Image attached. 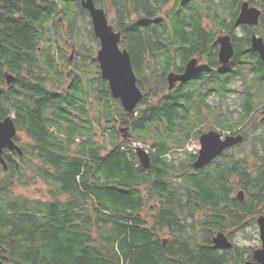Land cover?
I'll return each mask as SVG.
<instances>
[{"label":"trees","instance_id":"1","mask_svg":"<svg viewBox=\"0 0 264 264\" xmlns=\"http://www.w3.org/2000/svg\"><path fill=\"white\" fill-rule=\"evenodd\" d=\"M170 1L94 0L106 15L112 9L109 22L121 33L119 45L129 52L143 92L136 108L126 112L110 94L107 81L96 77L100 70L94 50L99 40L81 0H0V118L13 113L15 125L29 137L18 163L9 152L7 168L0 163L1 260L11 264H241L252 258V248L236 245L226 230L243 228L247 219L255 222V214L264 213V138L251 144L254 151L246 152L260 154L256 169L249 168L244 157L222 158L215 168L193 170L192 152L185 150L179 163L165 156L173 145L184 148L201 133L196 129L203 120L184 109L190 103L208 108L221 129L241 125L239 131L247 138L245 127L257 110L256 97L264 95V78L261 59L250 45L252 31L244 24L234 25L243 0H174L161 15ZM249 2L264 12V0ZM204 17L232 38L234 54L227 67L218 60L213 43L216 31L212 24L203 25ZM259 21L255 31L264 40V15ZM237 27L245 36L234 34ZM84 38L95 44L86 55L89 68L70 70L67 78L73 80L66 91L49 89L48 82L54 85L64 78L57 63L67 62L65 46L83 52ZM177 55L181 65L174 67ZM196 56L205 63L197 66L190 84L163 94L167 73ZM245 58L254 59L250 63L254 77L242 85L237 120L233 110L222 121L206 102L201 85L225 95L229 83L246 79ZM5 72L14 74L11 84L5 83ZM96 78L97 98L92 92ZM120 125L134 139L145 142L153 137L149 167H143L133 149L127 148L129 139H121ZM99 126L102 141L97 139ZM232 178L237 179L236 188L243 190V200L232 196ZM37 179L48 184L47 198L12 190ZM153 196L158 202L151 207L149 225L142 211ZM204 209V216L196 221L195 213ZM163 228L170 230L165 243L158 235ZM211 230L225 231L233 246L214 245Z\"/></svg>","mask_w":264,"mask_h":264},{"label":"water","instance_id":"2","mask_svg":"<svg viewBox=\"0 0 264 264\" xmlns=\"http://www.w3.org/2000/svg\"><path fill=\"white\" fill-rule=\"evenodd\" d=\"M82 6L88 11L94 35L99 40V47L96 50V59L99 63L101 78L107 81L112 97L118 99L124 111L132 112L140 102L143 92L137 84V77L133 70L129 52L126 48H121L119 42L121 33L114 30L109 22L103 7L95 4L94 0H81ZM261 9L250 5L248 0H243L240 4L234 25L241 24L254 26L259 23ZM218 43V60L222 65H226L234 54V47L230 34H222L215 38ZM251 48L256 51L262 62V74L264 78V40L263 37L255 33L250 37ZM197 66L196 57H192L185 65L183 72L170 71L167 74L168 87H172L175 82L182 81L191 75ZM6 84H11L15 76L12 72L4 74ZM264 113V112H263ZM13 113L0 118V163L6 169L5 159L2 155L4 148L17 151L22 154V149L14 141L16 126ZM201 147L196 159L193 161L194 168H201L207 165L216 155L221 153L227 146L240 143L243 140L242 134L226 135L221 139L218 131L210 129L199 135ZM136 156L143 167L150 166L149 153L143 147H136ZM244 193L240 190L237 197L242 200ZM259 231L260 245L253 249L252 258L246 259L242 264H264V213L256 217ZM212 242L221 248L229 249L232 242L222 231L212 234ZM0 264H11L0 259Z\"/></svg>","mask_w":264,"mask_h":264},{"label":"rangeland","instance_id":"3","mask_svg":"<svg viewBox=\"0 0 264 264\" xmlns=\"http://www.w3.org/2000/svg\"><path fill=\"white\" fill-rule=\"evenodd\" d=\"M255 1H259V0H255ZM173 4H174V0H171L166 7H163V9L161 10L160 14L164 15V12L167 9H169ZM250 5L257 6L259 9H261V15H264V12L262 11V8L259 5L254 4V3H250ZM261 15H260V17H261ZM112 16H113V11H112L111 8H109V10H107V17H108L109 21H110ZM260 17H259V20H260ZM89 19H90V17H89ZM211 24H212V22L208 19V17H204L203 18V25L206 28H209ZM258 25L259 24H256L254 26L249 25L250 26L249 29L252 30L253 33H255L257 35H260L259 32L255 31L256 27H259ZM85 28L87 29V27H85ZM211 29L216 31L215 38L217 36H219V35L225 34V32H224L225 29H222V31L218 32V27L216 25L212 24V28ZM234 34L237 35V36H240V37L245 36L244 30L242 28H239V27H237V29H235ZM83 41H85V44H86V47H84L83 52L75 50V53H74L72 51V47L65 46L64 51H65V54H66L67 62L63 63V62L59 61V62H61L59 64L61 69L65 68V71L63 72V77L64 78H63L62 81H64L65 78L67 79L68 71H70V70L74 71V70H76V68L78 66H84L86 68H89V60H88L86 55L90 54L91 51L94 50L95 44H94L93 41L86 40L85 38H84ZM97 49L95 48V50H94L95 53H96ZM217 51H218V49H217ZM70 56H73V61L72 62H70L68 60L69 59L68 57H70ZM93 56L95 57V55H93ZM196 58L198 59L197 60V65L205 63V60L202 59L201 57L196 56ZM250 61H251V59H248V58L244 59V63H245L244 69L246 71L244 74H245V78L246 79L244 81H241L240 79H237V80L233 81L232 83H229L228 87L230 89L225 93V95H220L218 92L212 91V90H209V92H206L204 94L206 102L209 105H211L212 108H215L214 109L215 112H217L219 114V116H221L222 121H224L226 119V114L228 116L231 115L229 113L232 112L233 110H237L236 112H234L232 114V116L236 120H237V118L239 116L238 111L240 110V102H241V96L240 95H241V91L243 90V86L242 85H243V83L247 85L246 82H250V80H252L253 77H254L253 76V71L250 70L251 69V64H250L251 62ZM174 62H175L174 67H177V66L181 65V61H180L179 55L175 56V61ZM65 84H66V81H64L63 86H65ZM46 86L49 89H51L53 87V83L48 82V84H46ZM207 87H210V86L201 85V88L203 89V91H205V88H207ZM168 92H170V91L166 89L162 93L163 94H167ZM94 99L95 98H93V100ZM256 100H257L256 102H258L257 103L258 105H257V110L254 113L253 120L250 122L249 126L245 127V132L248 133V135H246L247 138H245V140H243L240 143V145L236 148L237 149L236 152H238L240 150V153H238L237 158L244 157L247 160L246 162L248 164V167L252 168V169H256L257 167H259V163H260L259 155L260 154L258 153L257 155H255V154H251L250 153L249 155H247L246 152H248V151L250 152L251 150L254 151L255 150V146L251 145V144L254 141H257L256 143L259 144L258 142L261 141L264 138V114L263 113L262 114L259 113L260 110L264 109V95H260L259 98L256 97ZM95 103H100V102L96 101ZM195 105H196V103H194V105H192V107L190 109L191 110L190 111V116L192 118L197 116L198 118L203 120L201 125L198 126L197 129L202 132V131H206L207 127L209 125L210 126H214L215 123H214L212 114H210L209 111L205 107H203L201 109H198L197 107H195ZM214 117H215V114H214ZM192 123H193V121H191L190 124L192 125ZM253 126H256L257 128L251 130V128ZM119 129L121 130L120 131L121 132L120 133L121 134V139H129L127 148L133 149V151L135 152L136 147L140 146V147H143L146 151L149 152V150L151 149L150 146H151L152 142L154 141L153 137L147 138V140L145 142H143L142 140H138V139L132 138V136L128 133V130L125 131V128L123 126L120 125ZM96 130H97V133H98L97 139L99 141H102L103 140V136L101 134V132H102L101 126H99L98 129H96ZM196 130H194V132ZM162 131H163V129H162ZM163 133H164V131H163ZM259 133H262V135H260L261 137L256 138L255 134L257 135ZM17 135H18V137L21 138V140H23L24 144L29 142V140L25 139L23 132H18ZM197 139H198L197 136H193L192 139L187 144V146L185 145L184 148H177V147H175L176 145H173L172 148L175 151H173L174 154L172 155V158L170 159V161L173 160V162L179 163V156L181 154H185V152H184L185 150L188 151V152H193V150H197V145H198V144L196 145ZM78 140L79 139H77V141ZM261 142L264 143V141H261ZM180 158H182V157H180ZM137 159H138V157H137ZM138 162H139V159H138ZM232 183H233V185L235 187V190L233 191L232 196L233 197H237V193L239 191V189L236 188L237 187V179L236 178H232ZM144 187H147V186L145 185ZM48 188H49L48 184L44 183L40 179H37L34 183H31L28 186L15 185L12 190L14 191V193L21 194V195H24V196H27V197H30V198H38V197L47 198L48 197L47 196L48 195V193H47ZM243 199H244V197H243ZM156 202H158L156 197H154V196H153V198L150 197V200L148 201L147 207L142 211V215H145L146 221L149 223V225L152 223V216H153V213H154L151 207H154ZM205 211H206V209L196 212L195 213V220L198 221L199 219H201V217L204 216ZM258 214H260V213H256L254 218H256V216ZM245 224H246V226L243 227V228H241V227L237 228V229L230 228V229L226 230V232H228V233L230 232L231 233L232 241L236 245L250 247V248H252V251H253V249H255L256 247H258L260 245L258 226H257L256 220H255V222H250L247 219L245 221ZM158 235L160 237H162V238L163 237L165 238V237H168L170 235V231L167 232L165 229H162V230L158 231Z\"/></svg>","mask_w":264,"mask_h":264},{"label":"flooded vegetation","instance_id":"4","mask_svg":"<svg viewBox=\"0 0 264 264\" xmlns=\"http://www.w3.org/2000/svg\"><path fill=\"white\" fill-rule=\"evenodd\" d=\"M245 26H247V27H249L250 28V26L249 25H246V24H244ZM252 31V30H251ZM253 32H251V34H252ZM228 34V33H227ZM250 34V35H251ZM215 40V39H214ZM213 40V43L214 44H216V48L218 49V47H219V45H218V43H215V41ZM75 49H76V47L75 46H72V51L75 53ZM217 57H218V51H217ZM233 57V56H232ZM69 59V61L70 62H72L73 61V56H70V57H68ZM197 59V58H196ZM202 59H204L203 57H202ZM232 59V58H231ZM231 59H230V61H231ZM198 60V59H197ZM58 61H60V60H58ZM229 61V62H230ZM243 61H244V59H243ZM254 61V59H251V61L250 62H253ZM229 62L225 65V67H227L228 65H229ZM58 64V67H57V69H59V70H63V71H65V68H62L61 69V67L59 66V63H57ZM186 65V64H185ZM98 66H99V63H98ZM198 66V65H197ZM197 66H196V68H197ZM184 68H185V66L182 68V66H181V68H179V69H177V70H170V71H175V72H177V73H181V72H183V70H184ZM195 68V69H196ZM100 70V69H99ZM169 71V72H170ZM69 72V71H68ZM168 72V73H169ZM167 73V74H168ZM21 75H23V74H21ZM98 76H100V78H101V75H97L96 74V77H98ZM195 78V70H194V72L191 74V75H189L186 79H184V80H182V81H178V82H175L174 84H173V86L172 87H168L169 85H168V81H167V90H169V91H175V90H177L178 89V87H182L183 85H185V86H188L189 84H190V82L193 80ZM102 79V78H101ZM63 79H58L55 83H54V85L53 86H55L56 88H57V90H55L56 92H64V91H66V89H69L70 88V86H71V84H72V80L73 79H69V78H65V80L64 81H66V84H65V86H63V83H64V81H62ZM166 80H167V75H166ZM98 80H97V78L94 80V84H93V88H92V92H93V95H95L96 96V98H97V96H98V94H99V90H100V86H99V82H97ZM6 83V82H5ZM84 87H86V86H84ZM206 92H209V90H205V91H203V93L205 94ZM205 97V96H204ZM89 100H91V102H92V99H91V97H89ZM97 100L95 99V101L94 102H96ZM197 103V102H196ZM184 104H185V102H184ZM192 103H190V104H188L187 106L185 105L184 106V109H191V107H192ZM206 108V107H205ZM208 111H209V109L208 108H206ZM264 112V109H262V110H260L259 111V113L260 114H262ZM187 114H188V112H187ZM187 114H185V115H187ZM264 114V113H263ZM212 116H213V114H212ZM14 123H15V121H14ZM214 123H215V125L214 126H208L207 127V130L206 131H202L200 134H202V133H204V132H207V131H209L210 129H213V130H215V131H218L219 133H220V135H221V139H224L225 137H226V135H237V134H242L243 135V140H244V138H245V136H244V133L243 132H241V131H239V129L241 130L242 129V126L241 125H238L237 127H233L232 129H230V130H224V129H221L220 128V126H219V124H217L216 123V121H214ZM224 124H226V123H224ZM16 126V125H15ZM16 135L14 136V141L16 142V144L22 149V151H23V145H24V143H23V140H21V138L20 137H18V135H17V133L18 132H23L24 133V137H25V139H27V140H29V137H28V134H27V132L25 131V129H23V128H18L17 126H16ZM198 130V129H197ZM191 140V139H190ZM189 140V141H190ZM242 140V141H243ZM189 143V142H188ZM187 143V144H188ZM241 143V142H240ZM240 143H236V144H233V145H229V146H227L221 153H219L218 155H216L207 165H205V166H203V167H201V168H194V166H193V161L196 159V157H197V155H198V152H199V149H200V147H201V143H200V140H199V136H198V139H197V143H196V145H197V150H193V154L195 155V157L193 158V160L191 161V165H192V168H193V170H198V169H202V168H206L207 170H209V169H212V168H215L214 166H216V164L217 163H219L220 161H221V159L223 158L224 160H225V158H234V159H236L237 158V156H238V152H236V148L240 145ZM187 144H186V146H187ZM173 151H175L173 148H171L168 152H167V154L165 155L166 157H167V160L168 161H170V159L172 158V155L174 154V152ZM7 152H9V154H10V157H11V159H13L14 161H16V163H18V159L20 158V157H22L23 156V154L24 153H22V154H19L17 151H11V150H9V149H7V148H4L3 149V151H2V155H3V157H4V159H5V157L7 156ZM148 152V151H147ZM171 156V157H170ZM222 159V160H223ZM173 161V160H172ZM151 163V162H150ZM239 191H240V189H239ZM238 191V192H239ZM243 191V190H242ZM244 197V196H243ZM263 214V213H262ZM259 215V214H258ZM257 215V216H258ZM256 216V217H257ZM255 220H256V218H255ZM163 229H165L167 232H169L170 230L168 229V228H163ZM218 231H222V230H217V231H214V232H212V230H211V240H212V234L213 235H215ZM225 235H226V237L228 238L229 236L227 235V233L225 232V231H222ZM169 237V236H168ZM168 237H161V239L164 241V243H165V241L168 239ZM229 239V238H228ZM230 240V239H229ZM231 241V240H230ZM232 242V241H231ZM233 242H232V246H233ZM215 245V244H214ZM246 260V259H245ZM244 260V261H245ZM243 263V262H242ZM241 263V264H242Z\"/></svg>","mask_w":264,"mask_h":264},{"label":"bare ground","instance_id":"5","mask_svg":"<svg viewBox=\"0 0 264 264\" xmlns=\"http://www.w3.org/2000/svg\"><path fill=\"white\" fill-rule=\"evenodd\" d=\"M88 12V11H87ZM16 151V150H15Z\"/></svg>","mask_w":264,"mask_h":264}]
</instances>
